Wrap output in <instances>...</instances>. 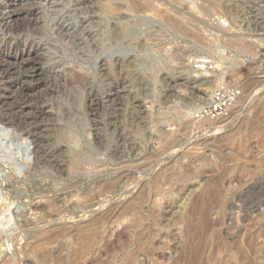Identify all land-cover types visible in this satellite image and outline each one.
I'll list each match as a JSON object with an SVG mask.
<instances>
[{"label":"rangeland","instance_id":"rangeland-1","mask_svg":"<svg viewBox=\"0 0 264 264\" xmlns=\"http://www.w3.org/2000/svg\"><path fill=\"white\" fill-rule=\"evenodd\" d=\"M93 2L101 28L84 0L19 4L36 9L45 26L39 36L20 34L45 44L51 60L69 64L66 85L52 77L50 91L41 90L55 139L49 144L63 146L67 171L36 166L31 140L0 123L7 147H0V159L11 155L25 168L10 170L17 179L0 187V264H264V0H129L140 3L139 10L126 0ZM62 22L74 27L72 36L57 29ZM94 28L111 34L98 52L85 38ZM4 32L0 23V36ZM98 55L110 58V84L122 83L119 91L128 97L117 101L123 110L114 114L126 126L100 127L102 136L108 131L101 141L88 90L94 81L100 96L107 91ZM200 59L214 70H196ZM75 78L82 85L68 82ZM223 79L240 87L249 104L241 119L231 124L240 113L235 108L229 119L195 120L196 108L208 102L204 95L211 98ZM99 114L108 122L110 114L103 108ZM225 125L226 131L214 129ZM122 130L128 134L123 157L115 153ZM59 196L64 201L54 204ZM38 199L49 207L33 208ZM104 214L111 216L96 223ZM86 223L91 227L79 230ZM88 238L93 244L83 259L81 240Z\"/></svg>","mask_w":264,"mask_h":264},{"label":"bare ground","instance_id":"bare-ground-1","mask_svg":"<svg viewBox=\"0 0 264 264\" xmlns=\"http://www.w3.org/2000/svg\"><path fill=\"white\" fill-rule=\"evenodd\" d=\"M23 0H8V2L5 5H1L0 6V23L2 24V26L6 29V32H4L3 34H1L0 36V79L1 83H3L5 80H7V82H4L3 84L0 85V109H1V115H0V123L6 125V126H11V127H16L17 129H19L20 131L23 132V134L28 137L25 140H31V145H32V150L35 155L36 161H35V165L36 166H42L41 164H50L52 165L55 169H57L58 171L61 172H66L67 171V164L65 160H62V158L60 157L62 154V150H63V146H60V142L58 144H56V146L51 147L49 142H53L52 140L54 139V134L52 135V129L50 128V110L47 107V103L43 102V98L41 97V90L45 88V92L48 93L50 91L51 85H52V77H55L54 79H57V81L61 83H64L66 85V79L68 77L67 74H69V64L56 59L58 58L57 56H54L53 58H55V60H51V53L48 51V47H46L45 44H43L41 41H37L36 38H30L27 39L28 37L26 36V38L23 36V32H27L30 33L32 32L36 34H38L37 36H39L41 33V29H43L44 27L40 25V20L37 19L36 14L37 10L34 8H30V7H26V6H20V2ZM43 1V0H42ZM54 1V0H53ZM78 1V0H77ZM85 3L87 2L88 5H91L90 9V13L91 18L94 20V22L97 24V27L100 26V17L98 15V11L96 8H94L95 5H93V0H84ZM129 2V0H126ZM131 2L133 0H130ZM139 1V0H137ZM6 2V1H5ZM75 2V1H74ZM135 2V0H134ZM133 2V4H134ZM79 3V2H78ZM132 3H130L131 5ZM132 4V5H133ZM53 5V4H52ZM78 5V4H77ZM128 5V4H127ZM135 7L142 9L141 8V4L138 2L134 4ZM141 5V6H140ZM140 6V7H139ZM88 7V6H87ZM82 8V7H81ZM136 8V9H137ZM133 9V8H132ZM41 10V9H40ZM71 11V10H70ZM73 11V10H72ZM87 12V11H86ZM76 13V11H75ZM74 14V13H73ZM89 14V13H88ZM45 15V14H44ZM63 15V14H62ZM66 15V14H65ZM34 17V18H33ZM36 17V19H35ZM73 17V16H72ZM90 17V15H89ZM69 18V17H68ZM65 19V18H64ZM63 19V20H64ZM87 19V20H89ZM42 20V18H41ZM62 20V19H61ZM66 20V19H65ZM69 20V19H68ZM86 20V21H87ZM92 22V21H91ZM47 23V22H46ZM45 23V24H46ZM93 23V22H92ZM71 24V23H70ZM69 24V25H70ZM83 24V22L81 23ZM80 24V26H81ZM68 24L66 25L64 22H62L61 24L57 25V29L63 33V36H72V27L69 26ZM47 26V25H46ZM79 26V27H80ZM43 27V28H42ZM83 27V26H82ZM86 28L88 27L87 25L85 26ZM83 27V28H85ZM115 27V26H114ZM51 28V27H50ZM56 28V27H55ZM74 28V27H73ZM78 28V27H77ZM89 28V27H88ZM101 28V26H100ZM52 29V28H51ZM92 29V28H91ZM99 28L93 29L94 31H90L88 29V33L85 34V38L86 39V43L89 47L97 50L101 48V44L102 42H104L103 38H105V34L102 30H98ZM3 30V29H2ZM4 31V30H3ZM47 31V30H46ZM83 31V30H81ZM41 32V33H40ZM80 32V31H79ZM85 32V31H84ZM8 33V34H7ZM11 33V34H9ZM23 33V34H20ZM57 33V32H56ZM76 33V32H75ZM16 34V36H15ZM31 34V33H30ZM83 35V34H82ZM111 35V34H110ZM109 35V36H110ZM47 36V35H46ZM45 36V37H46ZM44 37V36H43ZM42 37V38H43ZM80 37V36H79ZM83 37V36H82ZM39 38V37H37ZM40 38V39H42ZM74 38V37H73ZM32 39V40H31ZM71 40V38H69ZM68 40V39H67ZM44 41V40H42ZM82 41V40H81ZM14 42V43H13ZM45 42V41H44ZM75 42V41H74ZM73 42V43H74ZM83 42V41H82ZM81 42V44H82ZM47 43V42H46ZM240 43V42H239ZM236 43V44H239ZM50 44V43H49ZM76 44V43H75ZM50 46V45H48ZM84 46V45H83ZM52 47V46H51ZM50 48V47H49ZM85 48V47H84ZM81 49V48H80ZM54 50V49H53ZM60 52V51H59ZM57 53V52H56ZM87 53V52H86ZM100 54V53H99ZM129 54V53H128ZM127 55H123L124 60L125 61L128 57ZM60 55V54H59ZM87 55V54H86ZM130 56V54H129ZM110 59V58H109ZM109 59L104 56L101 57V55H98V59L96 60V64L98 65L99 63H101V66H96L99 70L100 73H102L103 77H105L107 79V81L109 82L107 84V91H105V93H103V95L100 96L99 94V89L96 86V83L93 82H88L89 86H88V90L90 91L89 96L91 99V104H90V108H92V113L94 115V119L95 117H101L99 116V112L100 110L103 108L106 113L107 116L110 114V116H108V122H104V119H97V121L93 122L95 123V126L98 127V134L96 135L97 138L101 141L102 137H104V135L106 134V132L108 131H104L105 133L102 136V132L104 127L105 128H109V127H114L115 129H119L121 128V126H124V120L121 121L123 119L122 116L120 115H115L117 112H120L123 110V104H121L125 99H123L126 95H125V91L126 89H124L123 91H119L121 89L120 85L122 86V83L120 84H114L111 83V76H112V67L110 66L109 63ZM202 61H204V63H208L209 61L206 59H200ZM70 62V61H69ZM128 62V61H127ZM211 62V61H210ZM213 63V62H212ZM72 65V64H71ZM123 65V64H122ZM187 65V64H186ZM125 67V66H124ZM200 69H206L205 65L202 66H198ZM214 67V66H213ZM123 68V67H122ZM194 68H197L194 66ZM199 68H197L199 70ZM215 68V67H214ZM124 69V68H123ZM129 69V68H128ZM127 70V69H126ZM125 70V71H126ZM118 72V71H117ZM233 72V71H232ZM99 74V73H98ZM235 76V73H231ZM101 75V74H100ZM99 75V76H100ZM101 75V76H102ZM117 75V74H116ZM70 76V75H69ZM98 76V75H97ZM128 76V75H127ZM93 78V77H92ZM91 78V79H92ZM98 78V77H97ZM100 78V77H99ZM215 78V76H214ZM10 81H9V80ZM73 79V78H72ZM70 79L68 82L70 84H74V85H82V79L80 78H75L74 80ZM90 79V80H91ZM94 79V78H93ZM116 79V78H115ZM124 79V78H123ZM131 79V78H130ZM98 80V79H97ZM105 80V79H104ZM99 81V80H98ZM103 81V80H102ZM127 81V80H126ZM96 82V81H95ZM106 82V81H105ZM104 82V83H105ZM114 82H116L114 80ZM118 82V80H117ZM121 82V81H120ZM129 82V81H128ZM213 82V80H212ZM215 82V81H214ZM217 82V80H216ZM54 83V81H53ZM84 83V82H83ZM87 83V85H88ZM98 85V83H97ZM125 85V82H124ZM138 85V83H137ZM185 85V84H184ZM131 86V83H130ZM182 86V85H181ZM87 87V86H85ZM125 87V86H124ZM135 87V86H134ZM72 88V87H71ZM81 88V87H80ZM129 88V87H128ZM127 88V92L129 93V89ZM140 88V87H139ZM53 89V88H52ZM73 89V88H72ZM71 89V91H72ZM87 89V88H86ZM98 89V90H97ZM104 89V88H102ZM101 89V90H102ZM186 89V88H185ZM132 90V89H130ZM140 90V89H139ZM146 90V89H145ZM40 91L39 95H36L38 92ZM85 91V90H84ZM137 91V90H136ZM143 91V90H142ZM149 91V90H148ZM98 93V94H97ZM43 94V93H42ZM138 94V93H137ZM211 94V93H210ZM244 94V93H243ZM49 95V94H48ZM47 96V95H45ZM129 96V95H128ZM206 96V101L208 100V102L210 101V97L207 98ZM127 97V96H126ZM125 97V98H126ZM45 98V97H44ZM128 98V97H127ZM130 98V97H129ZM203 98V96H202ZM87 99V98H86ZM123 99V101L121 103H118L119 101H121ZM45 100V99H44ZM141 100V99H140ZM244 97L242 96L237 105L235 106V108H239V115L237 116V118H235L233 121H231V124L234 122H237L241 117V115L244 114L245 110L249 107L248 105H245V103H243ZM86 101V100H85ZM118 101V102H117ZM127 101V99H126ZM46 102V101H45ZM116 102L118 104H116ZM125 102V101H124ZM129 102V101H128ZM127 102V103H128ZM87 104V103H86ZM89 104V103H88ZM126 105V104H125ZM260 105H264V104H260ZM137 106V105H136ZM129 107V106H128ZM138 107L141 109V105H138ZM131 108V107H130ZM138 108V109H139ZM200 108V107H198ZM196 108V110L198 109ZM234 108V109H235ZM233 109V111H234ZM136 110V109H135ZM142 112H138L137 116H139L140 121L144 119L145 116H143L145 114V109L144 110H140ZM232 111V114H233ZM125 112V111H123ZM54 113V112H53ZM122 113V112H121ZM127 113V111H126ZM88 115V114H87ZM105 115V113L103 114ZM113 116V117H112ZM124 116V115H123ZM232 117V115H231ZM230 117V118H231ZM146 118V117H145ZM136 119V121H137ZM229 119V118H228ZM241 119V118H240ZM52 120V119H51ZM134 121V120H133ZM132 122V121H131ZM143 122V121H142ZM230 123V122H229ZM228 123V125H229ZM228 125L225 126H216L214 129L215 130H224L225 131L228 129ZM94 126V125H93ZM126 126V125H125ZM55 127V126H54ZM100 127H102L103 129H101ZM123 128V127H122ZM126 128V127H125ZM54 129V128H53ZM110 129V128H109ZM96 130V129H95ZM12 131V130H10ZM0 135V147H2L4 150L7 149V147L5 146L4 143V136L6 134H2ZM117 132V131H116ZM121 134V140L119 139L118 142H116V150L115 153L119 156H124L125 153H127L128 151H126V145H123V140H126L128 134L125 133V130H122ZM130 133V132H129ZM220 133V132H219ZM114 135V134H113ZM11 136V135H10ZM107 136V135H106ZM56 137V135H55ZM108 137V136H107ZM211 137V136H210ZM14 138V137H13ZM118 138V137H117ZM223 139V138H221ZM24 140V141H25ZM109 140V139H108ZM135 140V139H134ZM95 141V140H94ZM103 141V140H102ZM127 141V140H126ZM221 141V140H220ZM123 142V143H122ZM137 142V141H136ZM212 142V141H211ZM104 143V142H103ZM128 143V142H127ZM209 143V142H208ZM217 143V142H216ZM131 144V143H130ZM138 144V142H137ZM206 144V143H205ZM210 144V143H209ZM208 144V145H209ZM29 145V146H31ZM52 145V144H51ZM62 145V144H61ZM65 145V144H64ZM66 146V145H65ZM142 146V145H141ZM207 146V145H206ZM128 147V146H127ZM143 148V147H142ZM66 150V149H65ZM135 150V149H134ZM139 150V149H138ZM146 150V149H145ZM126 151V152H125ZM177 151V150H176ZM179 151V150H178ZM153 152V151H152ZM1 154V153H0ZM115 154V155H116ZM142 154V152H141ZM144 154V153H143ZM175 154V153H174ZM195 154V153H193ZM2 155V154H1ZM4 157H2L0 159V187H7L11 185V182L14 180L12 179L13 177L15 179H17L16 176L11 175L10 170H12L13 172L15 171H21L22 174V170L24 167H22L20 164H17L15 162L14 157L11 158V155H4ZM63 156V155H62ZM129 156V155H128ZM138 156V155H137ZM61 158V160H60ZM66 158V157H64ZM63 158V159H64ZM121 158V157H120ZM143 158V157H142ZM141 158V159H142ZM30 159V158H29ZM70 160V159H69ZM72 160V159H71ZM33 162V161H32ZM245 162V161H244ZM68 163V161H67ZM70 163V162H69ZM72 163V161H71ZM144 163V161H143ZM248 162L245 163V168L248 169L247 164ZM5 165V167H3L2 165ZM29 164V163H28ZM141 164V163H140ZM247 164V165H246ZM34 165V166H35ZM28 167V166H27ZM33 167V166H32ZM72 167V166H71ZM5 168V169H3ZM137 168V167H136ZM42 169V168H41ZM46 169V168H45ZM81 169V168H80ZM86 169V168H85ZM130 169V168H129ZM133 169V168H132ZM25 170V168H24ZM51 170V169H49ZM80 171V170H79ZM83 171V170H82ZM98 174V172H96ZM20 174V173H19ZM85 175V174H84ZM25 177V176H24ZM80 177V176H79ZM99 177V176H98ZM78 178V177H77ZM97 179V178H96ZM100 180V179H99ZM92 182V181H91ZM126 182V181H125ZM263 183V182H262ZM261 184V182H260ZM264 184V183H263ZM108 186V185H106ZM257 186V185H255ZM264 186V185H263ZM97 187V186H96ZM264 188V187H263ZM110 189V188H109ZM108 189V190H109ZM134 189V188H133ZM106 190V189H105ZM111 190V189H110ZM97 191V190H96ZM11 192V191H10ZM13 192V191H12ZM129 192V191H128ZM18 193V192H16ZM91 194V193H90ZM126 194V193H125ZM14 195V194H13ZM19 195V194H18ZM89 195V194H88ZM92 195V194H91ZM96 195V194H95ZM127 195V194H126ZM6 196V195H5ZM8 196V195H7ZM81 197V195H78ZM123 196V195H122ZM131 196V193H130ZM133 196V194H132ZM9 197V196H8ZM92 197V196H91ZM109 197V196H108ZM10 198H12L10 196ZM66 198V197H63ZM79 198V197H78ZM88 198V196H87ZM97 198V197H96ZM95 198V200H96ZM137 198V197H136ZM135 198V199H136ZM1 199V198H0ZM7 199V198H6ZM85 199V198H84ZM94 199V198H93ZM109 199V198H108ZM131 199V198H130ZM39 200V199H38ZM41 200V199H40ZM35 201V203H32L31 205L33 206V208L35 209H45L48 206L49 201L45 199L42 201ZM106 200V198H105ZM20 201V200H19ZM23 201V200H22ZM52 201V200H51ZM64 201V199H61V197H56V199H54L53 203L55 204V202H62ZM70 201V200H69ZM74 201V200H73ZM80 201V199H79ZM78 201V202H79ZM83 201V200H81ZM80 201V202H81ZM133 201V200H132ZM237 201V200H236ZM2 202V200H1ZM100 202V201H99ZM107 202V201H106ZM135 202V201H134ZM134 202H132L129 205H126L125 207L122 206L120 208H117V212L116 214L120 215V214H124V212L126 213L127 208H129ZM8 203V202H7ZM25 203V202H24ZM71 203V202H70ZM103 203V202H101ZM30 204V203H29ZM57 204V203H56ZM65 204V203H64ZM77 204V203H76ZM88 204V203H87ZM98 204V203H97ZM110 204V203H109ZM233 204V203H232ZM24 205V204H22ZM66 205V204H65ZM64 205V206H65ZM78 205V204H77ZM58 206V205H57ZM63 206V205H62ZM63 206V207H64ZM68 206V205H67ZM81 206V205H80ZM105 206V205H104ZM103 206V207H104ZM25 207V206H24ZM28 207V206H27ZM93 207V206H91ZM99 208L102 206H98ZM14 208V207H13ZM23 208V207H22ZM31 208V209H33ZM66 208V207H64ZM68 208V207H67ZM66 208V209H67ZM78 208V207H77ZM97 208V209H99ZM224 207H222L223 209ZM251 208V207H250ZM253 208V207H252ZM63 209V208H62ZM254 209V208H253ZM30 210V209H29ZM92 210V209H91ZM112 210V209H111ZM244 210V209H242ZM10 211V210H9ZM17 211V210H16ZM15 211V212H16ZM24 211V210H23ZM43 211V210H42ZM62 211V210H60ZM64 211V209H63ZM68 211V210H67ZM74 211V210H73ZM89 211V210H88ZM99 211V210H98ZM101 211V210H100ZM104 211V210H103ZM115 211V210H114ZM108 213V211H106ZM83 213V212H82ZM87 213H91V212H87ZM95 213V212H94ZM99 213V212H98ZM102 213V212H100ZM110 213V212H109ZM120 213V214H119ZM11 214V213H10ZM16 214V213H15ZM14 214V215H15ZM77 214V213H76ZM85 214V213H84ZM96 214V213H95ZM114 214V215H116ZM113 215V216H114ZM3 216V214L1 215ZM98 218H96V223H100V222H104L107 218H109L111 216L104 214V215H97ZM117 216V215H116ZM263 216V215H262ZM13 217V216H10ZM72 217V216H71ZM77 217V216H75ZM96 217V216H95ZM2 218V217H1ZM73 218V217H72ZM10 219V218H9ZM8 219V220H9ZM75 220L74 219H71ZM4 221V220H3ZM12 220H10L11 222ZM66 221V220H65ZM70 221V219H69ZM70 221V222H71ZM76 221V220H75ZM84 221V220H83ZM88 221V220H87ZM95 221V220H94ZM85 222V221H84ZM92 222V221H91ZM7 223V222H6ZM9 223V222H8ZM74 223V222H72ZM78 223V222H77ZM80 223V222H79ZM93 223V222H92ZM10 224V223H9ZM87 224V223H86ZM83 225L80 226L79 230H84L89 226L87 225ZM92 225V224H91ZM9 226V225H7ZM6 226V227H7ZM60 228V227H59ZM58 229V228H56ZM83 234V233H82ZM15 243V242H14ZM13 243V244H14ZM81 244H82V249H83V253L84 258H87V256L90 255L89 252V248L90 246L93 244V240L88 238L81 240ZM15 246V245H13ZM32 249V248H31ZM21 251V250H20ZM34 252V251H33ZM36 252V251H35ZM32 253V252H31ZM82 253V254H83ZM81 254V255H82ZM32 256V255H31ZM83 256V255H82ZM89 258V257H88ZM35 261V260H34ZM85 261V260H84ZM33 262V260H32ZM83 262V261H82Z\"/></svg>","mask_w":264,"mask_h":264},{"label":"built area","instance_id":"built-area-1","mask_svg":"<svg viewBox=\"0 0 264 264\" xmlns=\"http://www.w3.org/2000/svg\"><path fill=\"white\" fill-rule=\"evenodd\" d=\"M193 63L197 68L202 65L206 66V69L199 68L198 70L195 68L198 71L204 72L214 70V68L210 65V62L205 64L202 60H196ZM242 96L243 92L240 87L223 79L214 89L210 101L195 110L193 115L194 119L200 121L228 119L231 117L233 109Z\"/></svg>","mask_w":264,"mask_h":264}]
</instances>
